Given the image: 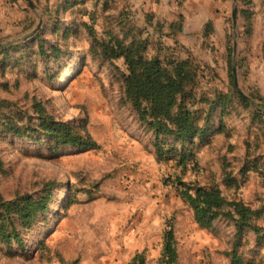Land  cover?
<instances>
[{"label":"rangeland","instance_id":"374dc122","mask_svg":"<svg viewBox=\"0 0 264 264\" xmlns=\"http://www.w3.org/2000/svg\"><path fill=\"white\" fill-rule=\"evenodd\" d=\"M31 1L0 0V212L43 208L10 228L19 240L0 237V264H126L136 253L159 264L170 233L168 264H232L235 244L264 264V0ZM103 35L193 64V134L160 135L162 159L125 97L121 60L100 52ZM41 116L97 147L9 129ZM195 186L250 205L259 232L224 217L201 227L183 197Z\"/></svg>","mask_w":264,"mask_h":264},{"label":"trees","instance_id":"16d2710c","mask_svg":"<svg viewBox=\"0 0 264 264\" xmlns=\"http://www.w3.org/2000/svg\"><path fill=\"white\" fill-rule=\"evenodd\" d=\"M242 12L245 16L246 12ZM98 43L100 52L106 58L111 61L121 60L125 97L140 120L156 132L155 146L158 157L164 158L162 151L165 143L163 139L159 140L160 135L186 138L193 134V116L188 105V87L194 76L193 64L188 58H169L163 61L157 54L148 55L145 53L146 45L141 48L134 40L127 43L124 39L107 38L103 35ZM239 97L246 102L242 94H239ZM260 100L264 102V98ZM8 126L15 134H27L30 137L37 132L44 134L57 147L61 145L84 149L97 147L95 141L75 131L70 123H55L45 116H41L38 123L25 122L23 125ZM183 197L201 227L209 228L215 220L224 217L231 219L238 229L248 227L255 233L259 232V227L251 221L257 211L242 200L227 199L218 187H188L183 191ZM42 208V201H29L23 207H18L14 219L8 212H0V237L6 241L12 240L13 237L19 240L21 231L13 230L12 234L10 228H16L19 222L25 229V224H28ZM2 221L4 223H1ZM5 227L8 228L4 229ZM237 252L235 244L229 251L231 263L248 264ZM175 258L176 252L172 246L170 233L164 237L159 264L171 263ZM126 264H145V257L143 253H136Z\"/></svg>","mask_w":264,"mask_h":264},{"label":"water","instance_id":"95a60500","mask_svg":"<svg viewBox=\"0 0 264 264\" xmlns=\"http://www.w3.org/2000/svg\"><path fill=\"white\" fill-rule=\"evenodd\" d=\"M28 5L32 8H34V4L32 3L31 0H26ZM232 18H233V25L236 24V9L233 8L232 10ZM233 74H234V85L238 88V80H237V76H236V67L233 68ZM242 93V92H241Z\"/></svg>","mask_w":264,"mask_h":264}]
</instances>
